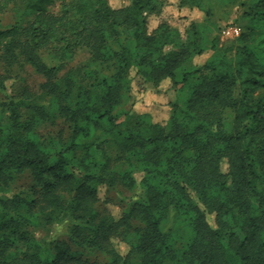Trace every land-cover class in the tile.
Here are the masks:
<instances>
[{"label": "trees", "instance_id": "16d2710c", "mask_svg": "<svg viewBox=\"0 0 264 264\" xmlns=\"http://www.w3.org/2000/svg\"><path fill=\"white\" fill-rule=\"evenodd\" d=\"M127 1L115 9L110 0H66L56 14L51 11L55 0H0V11L13 7L18 12L13 26L0 27V81L2 72L26 64L46 79L43 87L53 97L49 106L32 97L31 105L10 101L9 120L0 118V264H264V0H179V8L204 11L211 26L216 25L211 21L215 8H224L238 30L224 50L195 22L185 36L167 22L149 35V19L160 16L168 0ZM120 28L133 31L137 48L144 51L139 68L147 81L174 89L183 84L189 93L185 107L170 105L165 125L135 112L120 123L114 114L136 67L126 47L120 52L109 47ZM51 44L59 45V64L52 68L39 58ZM85 48L93 62H118L116 76L97 85L95 96L72 80L61 88L60 65L75 49ZM208 51L215 53L212 61L179 82L177 71ZM222 108L234 111L230 132ZM58 116L70 133L63 141L62 128L54 147L38 132L56 125ZM98 130L103 136L90 141ZM99 143L115 157L104 151L105 165L95 176L98 162L91 150ZM12 171H28L42 185L39 199L31 202V218H21L52 221L56 213L70 212L76 221L71 241L100 251L108 261L84 260L66 243L57 244L54 253L39 243L19 252L16 245L25 238L16 218L19 202L2 197ZM103 187L108 194L127 190L135 195L119 219L106 206L115 200L101 199ZM172 207L174 226L165 234L161 224ZM117 242L127 246L125 255Z\"/></svg>", "mask_w": 264, "mask_h": 264}, {"label": "rangeland", "instance_id": "374dc122", "mask_svg": "<svg viewBox=\"0 0 264 264\" xmlns=\"http://www.w3.org/2000/svg\"><path fill=\"white\" fill-rule=\"evenodd\" d=\"M66 0H55V5L51 8L53 13H58L62 4ZM179 0H168V5L164 8L163 13L160 16H153L149 19L148 34H152L162 22H167L169 26L178 29L184 36L185 32L192 22H195L204 32L205 36L211 40L218 38L219 49L224 50L231 46L233 36L237 35L235 26H232L228 22L224 8L217 6L215 8V17L211 21L216 23L215 26H211L207 22V15L204 11L189 8H179ZM110 5L115 9L123 8L129 5L127 0H110ZM212 5H207L211 7ZM18 12L12 7L6 11H0V27L3 29L10 28L18 21ZM26 19L31 20V16H27ZM243 22V21H242ZM244 23V22H243ZM240 25H242L240 23ZM120 36L117 38L109 39V47L114 52H120L123 47H126L136 59V67L133 70L131 77V85L129 89L122 94V104L115 111V115L119 117V122L126 121V113L135 112L138 116H152L153 123L165 125L169 117L172 114L171 104L179 103L182 107H185L189 99V93L183 87V84L176 89L172 88V84H162L160 87H155L149 81H147L141 74L139 63L144 51L138 49L134 39V32L127 28H120ZM59 50L58 44H51L39 52L40 61L47 67H55L59 64V58L56 57L55 52ZM168 51V50H167ZM91 52L88 49H75L71 58L66 59L62 65L63 69L60 73L61 88L64 90L67 88L68 83L72 80L76 88H82L88 90L91 95H97L95 87L101 84L105 79L112 80L118 71L117 59H112L107 63L93 62ZM215 53L208 51L201 57H196L189 62L186 66L177 71V80L182 82L184 74L192 72L197 68L206 65L212 61ZM2 71V69L0 70ZM3 81H0V118L5 122L9 120V112L7 104L10 101L19 103H26L31 105L34 101L39 104L49 106V102L53 100L49 90L44 89L46 79L37 73L31 67L26 64L17 66L15 71L3 73ZM2 82V83H1ZM239 89L235 90V99L239 98ZM33 98V100L31 99ZM54 106L51 107L53 109ZM23 113L25 109L20 108ZM28 112V111H27ZM31 114V113H30ZM222 119L226 130L228 132L233 130L234 125V111L229 108H222ZM29 115L26 113L25 117ZM137 117V116H136ZM56 125H47L39 129L38 134L41 139H45L50 142L54 147L57 145V141L60 144V137L57 136L58 132L65 128L66 132L62 135V140L65 141L69 137L70 131L67 129V125L64 124V119L58 116ZM104 131L98 130L90 141L95 138L102 137ZM55 139V140H54ZM62 141V142H63ZM58 146V145H57ZM61 146V145H59ZM98 148H93L91 154L96 158L98 167L92 171L95 176H100L101 170L105 165L104 151H107L112 158L115 154L108 145L98 144ZM82 154H79V158ZM113 166L115 162L113 161ZM228 167L223 166V171L227 172ZM10 179L6 186L2 185L4 190L2 197L10 200V202L18 201V213L16 218L19 221V232L25 234L24 240H20L16 246L19 252H23L35 243H39L43 247L50 248V252L54 253V247L57 244L66 243L72 250L73 254L77 257H81L84 260L91 262H107L108 257L100 251H97L91 247H78L70 239V233L76 224L74 216L70 212L56 213L52 217V221L46 219H37L34 222L30 220H24L22 216L31 218V202L39 199V193L41 192L42 185L33 178L32 174L26 172H10ZM138 180L141 175L137 176ZM115 200L113 204L106 205L112 215L119 219L123 212H128L133 204V200H136L135 195L127 190H112L107 191L106 187L101 188L100 196L102 200L107 197ZM194 199H197L194 193H191ZM70 197L65 199L68 202ZM139 202H147L145 198L138 200ZM137 201V202H138ZM104 207L99 208V211H104ZM176 215L175 208H171L167 219L162 222L161 230L167 234L174 226V218ZM231 216L227 217L230 220ZM29 243H31L29 245ZM118 250L121 254L127 253V246L121 242H117Z\"/></svg>", "mask_w": 264, "mask_h": 264}, {"label": "built area", "instance_id": "2783aa9c", "mask_svg": "<svg viewBox=\"0 0 264 264\" xmlns=\"http://www.w3.org/2000/svg\"><path fill=\"white\" fill-rule=\"evenodd\" d=\"M236 33H238V31Z\"/></svg>", "mask_w": 264, "mask_h": 264}]
</instances>
